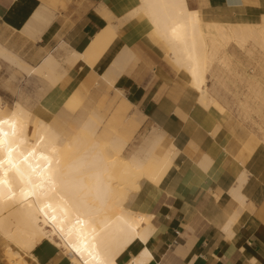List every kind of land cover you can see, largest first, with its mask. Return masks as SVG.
<instances>
[{
  "label": "crops",
  "instance_id": "1",
  "mask_svg": "<svg viewBox=\"0 0 264 264\" xmlns=\"http://www.w3.org/2000/svg\"><path fill=\"white\" fill-rule=\"evenodd\" d=\"M42 4L54 14L50 16ZM140 5L141 0H0V44L32 67H39L50 55L63 61L69 51L84 54L96 35L111 25L115 33L93 65L81 59L71 67L63 63L67 72L52 87L0 56V105L11 108L21 101L38 117L50 120L74 91L89 90L100 79L109 85L103 75L121 53L130 50L134 58L120 70H112L114 88L121 93L118 102L130 117L125 128L111 126V130L128 139L127 148L135 135L142 137L134 148L147 137L163 135L157 148L176 154L160 183L143 178L140 189L128 195L127 210L152 217L143 222L144 237L131 241L116 263L264 264V133L243 119L247 112L253 115L246 81L240 80L239 68L237 79L231 81L224 65H212L207 87L217 102L202 105L200 93L188 84L168 46L151 33L148 17L139 13L129 18ZM187 5L200 10L207 21L258 23L264 16V0H187ZM42 10L50 17L41 26L40 18L46 16ZM50 18H54L51 23ZM44 22L48 27L37 30L46 26ZM218 86L232 95L239 117ZM155 157L148 163L163 162L162 154ZM5 249L6 245L0 246V264H12ZM31 253L26 256L30 264H73L71 256L48 240ZM144 253L148 257H142Z\"/></svg>",
  "mask_w": 264,
  "mask_h": 264
},
{
  "label": "bare ground",
  "instance_id": "2",
  "mask_svg": "<svg viewBox=\"0 0 264 264\" xmlns=\"http://www.w3.org/2000/svg\"><path fill=\"white\" fill-rule=\"evenodd\" d=\"M44 10L41 14L46 16L40 23L54 14L46 8L49 16ZM139 13L152 22V31L168 46L171 58L188 76V84L200 93L198 101L205 107L217 102L207 87L212 65L233 68L228 52L232 43L252 56L250 43L264 50V16L258 23L207 21L200 10L188 7L187 0H141L129 18ZM112 26L96 35L84 54L74 50L71 57L93 65L114 37ZM0 56L27 75L49 71L55 75L54 85L61 80L54 55L44 59L41 69L28 65L2 44ZM132 57L126 49L103 78L113 85L116 75L112 70H120ZM104 118L97 108L93 109L79 130L61 141V132L52 119L38 117L20 101L11 108L0 105V237L7 242L9 257L18 258L13 260L16 264H30L26 256L43 240L71 256L73 264H117L118 254L135 238L144 237L143 222L151 220V215L136 214L124 203L132 191L140 189L141 179L160 183L173 161L166 157L162 165L148 163L163 135L147 137L125 158L127 138L115 134L106 143L99 139ZM261 141L264 143V139ZM234 197L239 198L237 194Z\"/></svg>",
  "mask_w": 264,
  "mask_h": 264
},
{
  "label": "rangeland",
  "instance_id": "3",
  "mask_svg": "<svg viewBox=\"0 0 264 264\" xmlns=\"http://www.w3.org/2000/svg\"><path fill=\"white\" fill-rule=\"evenodd\" d=\"M151 33L154 34V36L156 35V37H159L155 32L151 31ZM155 39L156 44L161 48V50L165 51L166 49L164 48V46L159 42L157 38ZM250 45L252 46L251 48L253 49L252 51L254 56L250 55V53H247L245 50L239 48V46H237L235 43H232L230 45L228 51L234 54V58H232L233 68L232 70H229L228 68L227 69L229 70L231 81L237 79V75H235L236 69H240L241 73L237 74L239 75L241 81L243 79H245L246 81L248 107H253V115L247 112L243 119L249 120L258 132L259 130H261L264 133V50H262L256 44L250 43L249 46ZM71 52L72 51L68 52L65 57L66 59H63V61L59 60L56 56H54L56 58V73H58L61 78L67 72V68L63 66V63H66L69 67H71L78 64V60L80 59L71 57ZM164 58H167L169 61H171V59H169L166 54H164ZM238 60H241V63H238ZM38 68L41 69L42 64ZM32 75H38L39 77L47 81L50 87L54 86L53 79L55 75L50 73L49 71H47L45 74L34 73ZM12 78L15 79V76H12ZM217 90L219 93L222 91L225 96L230 97L228 100V107L229 109L234 111L239 117L237 108L233 103L232 95L229 92H226L225 90L223 91V88L219 86ZM112 92H114L113 95H111ZM120 94L121 93L114 88V85H106L101 81V79L98 80L96 84L89 90L79 89L74 91L67 98L61 110L51 118L52 124L56 127L58 131L61 132V135L63 136H60V140H66L67 135V137H70L73 133H76L88 113L93 109L96 110V108L105 117L104 123L99 131V139L103 143H106L111 138H114L115 134H120L116 129L112 131L111 126L117 129H123L126 127L127 120L130 117V115L126 113L125 109H123L120 102H118V97L120 96ZM26 107L30 109L29 106ZM247 125L249 126V124ZM141 137L142 135H135V137H133L129 144V147L127 148V152L124 153L125 158L128 155L130 156L133 152L138 149V147L134 148V146L138 143ZM157 151L161 153H157ZM156 154L158 156L159 154H162L163 161H165L166 157L173 161L176 152H174L173 154H164L157 148L156 151L152 154V156H157ZM158 164L162 165L163 162ZM149 165H151V163H149ZM5 245L7 248V242H5L3 238L0 237V246ZM4 254L6 255L10 263L16 264L15 261L18 260V258L15 259L16 256L9 257V254L6 249L4 250Z\"/></svg>",
  "mask_w": 264,
  "mask_h": 264
}]
</instances>
